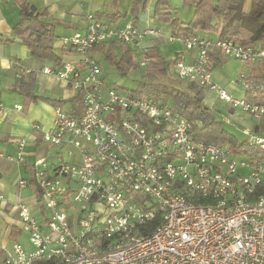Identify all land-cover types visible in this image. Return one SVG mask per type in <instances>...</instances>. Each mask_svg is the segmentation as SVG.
Segmentation results:
<instances>
[{
    "label": "built area",
    "instance_id": "obj_1",
    "mask_svg": "<svg viewBox=\"0 0 264 264\" xmlns=\"http://www.w3.org/2000/svg\"><path fill=\"white\" fill-rule=\"evenodd\" d=\"M83 20L82 32L60 39L78 60L42 68L81 89L83 108L76 114L54 107L50 127L32 124L59 157L56 164L33 162L42 213L37 218L24 202L16 204L29 247L15 242L4 264H264V155L194 140L188 120L171 107L106 86L93 47L128 44L142 66L149 61L144 40L162 33L110 25L92 13ZM176 39L196 52L190 63H173L177 75L256 120L253 130H243L245 142L264 154V47L169 36ZM215 51L255 69L234 78L241 98L213 81ZM14 141V159L23 162L25 139Z\"/></svg>",
    "mask_w": 264,
    "mask_h": 264
},
{
    "label": "crops",
    "instance_id": "obj_2",
    "mask_svg": "<svg viewBox=\"0 0 264 264\" xmlns=\"http://www.w3.org/2000/svg\"><path fill=\"white\" fill-rule=\"evenodd\" d=\"M21 1L0 0V36H7V39L0 42V102L5 112L4 115H0V264H4V259L15 242H19L25 248L29 247L26 234L20 227L16 204L19 201L24 202L37 218H40L42 213L41 203L31 185V181L34 180L33 162L38 158H45L49 162L48 158L59 157L56 154V148L46 145L40 133L32 129L33 123H41L43 128L50 127L54 106L41 98L35 101L25 99L24 92L28 86L21 81L28 79L29 74L26 72L28 70L33 74L31 84L33 95L66 101L71 100L76 94L67 81L42 71L45 66H54L51 60L33 57L22 39L13 35V28L20 20ZM25 1L37 12L45 11L41 19L53 28L52 48L61 61L76 62L78 60L77 54L70 48L62 46L60 39L84 30L85 12H91L110 25L122 26L121 15L124 17L122 20H128L124 23L132 20L128 16L129 8L122 13L119 10L118 1L114 3L113 0H103V2L101 0ZM147 18L149 23L154 21L150 15H147L145 20ZM139 20L140 18L137 23ZM153 39H148L145 45L151 46ZM109 42L115 41L110 40L107 43ZM96 53H101L100 45H96L90 51L94 58ZM195 54V50L180 49L175 51L172 59L178 55L184 62L190 63L194 60ZM244 68V64L230 57H224L219 65L222 73L232 80L238 73L243 72ZM103 78L105 80L104 75ZM213 81L216 83V78H213ZM14 105H20L21 108L15 109ZM69 106L68 103H64L63 109L67 110ZM19 138L25 139L23 162L14 159L17 153V143L14 140ZM19 179H26L28 185L19 188L17 185Z\"/></svg>",
    "mask_w": 264,
    "mask_h": 264
},
{
    "label": "trees",
    "instance_id": "obj_3",
    "mask_svg": "<svg viewBox=\"0 0 264 264\" xmlns=\"http://www.w3.org/2000/svg\"><path fill=\"white\" fill-rule=\"evenodd\" d=\"M117 3L118 0H113ZM194 7V13L188 23H183L179 27L177 37L185 38L191 35H199L198 32L216 33V37L234 38L237 43L250 46L264 47V0H186ZM147 0H133L130 9L131 22L136 24L141 11L144 9ZM166 0H156L154 7V15L160 20L170 21L172 24L176 19H172L168 7L166 8ZM45 11L37 12L25 0L20 2V20L13 28V35L22 39L23 44L29 49L30 54L37 59L51 60L54 65H60L61 59L57 56L52 48V26L45 23L43 17ZM203 33V34H204ZM206 36V35H205ZM209 37V36H207ZM7 39V36H0V42ZM151 46L146 47L145 54L149 61L147 65L146 77L148 79L156 76H165L170 62L162 58L157 48L156 39ZM101 53L104 54L108 63L114 66L121 74L130 67L139 64V59L135 50L126 45L120 50V54L116 55L113 51V42H104L100 44ZM150 49H149V48ZM134 49V48H133ZM177 59H181L178 55L172 59L174 63ZM223 56L218 52L211 54L209 70L216 65H220ZM98 62V60H97ZM99 63V62H98ZM28 79L22 80L27 89L24 97L28 101H35L39 98L50 102L54 107L64 108V103L70 105L68 112L79 114L83 108V91L80 89L71 100L49 99L32 94L31 84L33 83V74L30 71ZM29 84V85H28ZM189 90H193L190 94L187 91L180 90L173 86L153 84L150 82L140 83L136 89L131 90L128 94L139 96L147 100L161 102L165 106H169L173 111L178 112L182 117L190 123V135L194 140H200L205 143L220 144L223 142L231 143L235 147L237 144L232 135L221 130L211 117L209 108L203 105V88L196 83H188ZM206 105V106H205ZM66 110V109H65ZM240 151H244L250 157L262 158L264 154L256 148L243 142L239 144ZM34 194L37 198L39 190L36 188L34 180L31 181ZM33 264H45L43 262H35Z\"/></svg>",
    "mask_w": 264,
    "mask_h": 264
},
{
    "label": "rangeland",
    "instance_id": "obj_4",
    "mask_svg": "<svg viewBox=\"0 0 264 264\" xmlns=\"http://www.w3.org/2000/svg\"><path fill=\"white\" fill-rule=\"evenodd\" d=\"M101 2H103V0H101ZM132 2L133 0H118L119 10L122 13H124L126 9L129 8L128 11L129 19H131L130 9L132 6ZM155 2L156 0H147L144 9L141 11L139 15L140 20L136 24V27L138 29H142L145 27L154 28L155 30H158L162 33L160 37L154 39H156L157 48L162 58L165 59V61L170 62L169 68L167 69L165 76L163 77L156 76L155 78L148 79L146 77V71L148 68L147 65L141 66L140 64H138L135 67H130L125 71V73L120 74L118 70L114 66L110 65L106 60L105 58V54L107 52L106 49L104 54L96 53L94 55L95 58L98 60L99 65L102 69V73L105 77V85L113 86L119 91L123 92L124 94H128L131 90L136 89L140 83L150 82L153 84L157 83L161 85L173 86L180 90L187 91L191 94L193 90H189L188 87V83L191 82H187L184 79H181L176 73L174 64L171 63L175 51L180 49L186 51V49L184 48L181 41H179L178 39H176L174 42L169 41V36L177 35L179 27L183 25V23H188L191 20L194 13V7L186 0H166L167 3L166 8L168 7L170 16L172 17V19L174 18L176 19V22L172 24L170 21L168 22V21L160 20L158 16L154 15ZM247 4H248V0L246 1V7ZM89 13L91 12H85L84 15ZM147 15H150L154 21L149 23L148 18L145 20ZM123 18L124 17H122L121 15L120 18L121 25H125L126 23L124 22L128 21V20H122ZM203 33L204 32H198V34L207 35L211 38H215L217 36L216 33H209V32H205L204 34ZM146 41L147 40H144V44ZM113 45H114V49H113L114 53L116 55H119L120 50L126 47V45L128 44L115 41L113 42ZM130 47L132 48V50H134L132 46ZM135 54H137L138 59L140 60V55H138V53ZM249 69L255 71L254 68L245 65L244 72L246 73L249 72ZM211 72H212V78L214 79L216 78V83L218 84V86L223 88L227 93L231 94L235 98H241L244 95L240 87L234 83V80L225 76L222 73V71L219 69V65H216L214 68H212ZM202 90L204 96L203 105L204 104L207 105L211 117L214 119L216 124H218L221 130L229 135H232L237 143L235 147L228 142H223L220 144L229 150L231 149L233 152L235 149H238L240 151V146L238 145L245 142L246 139L243 130L246 128L253 130V127L256 125L257 121L243 114L240 110L230 108V106L227 103H225L223 100L219 99L216 93H214L213 91H209V90L206 91L204 89ZM56 157L57 156H54L53 158H48L49 161L48 163L52 162L56 164L58 162ZM61 157L62 160L70 161L66 155H63Z\"/></svg>",
    "mask_w": 264,
    "mask_h": 264
},
{
    "label": "water",
    "instance_id": "obj_5",
    "mask_svg": "<svg viewBox=\"0 0 264 264\" xmlns=\"http://www.w3.org/2000/svg\"><path fill=\"white\" fill-rule=\"evenodd\" d=\"M15 41L21 42V40H19V39H15Z\"/></svg>",
    "mask_w": 264,
    "mask_h": 264
}]
</instances>
